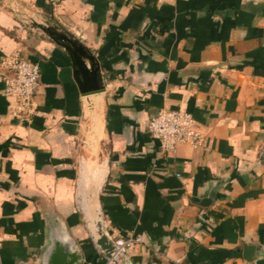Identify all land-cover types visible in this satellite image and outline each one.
<instances>
[{
	"label": "crops",
	"instance_id": "crops-1",
	"mask_svg": "<svg viewBox=\"0 0 264 264\" xmlns=\"http://www.w3.org/2000/svg\"><path fill=\"white\" fill-rule=\"evenodd\" d=\"M39 12L97 58L104 92L83 97L66 51L21 23ZM14 52L40 79L21 120L0 76V264H41L57 225L106 264L75 200L88 161L107 231L140 239L121 264H264V0H0ZM163 107L204 147L162 153L146 126Z\"/></svg>",
	"mask_w": 264,
	"mask_h": 264
},
{
	"label": "water",
	"instance_id": "water-1",
	"mask_svg": "<svg viewBox=\"0 0 264 264\" xmlns=\"http://www.w3.org/2000/svg\"><path fill=\"white\" fill-rule=\"evenodd\" d=\"M31 26L44 32L57 45L61 46L69 55L72 63L73 78L83 97H95L105 91L100 64L97 58L82 43L73 39L64 31L53 25L31 21ZM87 164L82 165L76 189L77 210L83 215L86 229L92 246L105 259H111L118 247L106 229L103 211L99 200V189L103 182L94 179L89 173ZM202 205H207L209 199L194 198ZM82 251L77 247L75 240L60 225L49 233V245L41 256V264H81Z\"/></svg>",
	"mask_w": 264,
	"mask_h": 264
},
{
	"label": "built area",
	"instance_id": "built-area-1",
	"mask_svg": "<svg viewBox=\"0 0 264 264\" xmlns=\"http://www.w3.org/2000/svg\"><path fill=\"white\" fill-rule=\"evenodd\" d=\"M18 13V10L13 9ZM27 17L21 16V23L26 24ZM0 76L4 83V93L15 99V111L21 120L29 118L36 112L34 100L39 85L40 67L38 62L22 57L14 52L0 58ZM151 137L159 141L160 151L169 153L177 146L186 144L194 149L204 147L206 137L198 128L191 113L182 109L160 108L150 114L146 126ZM117 252L106 264H121L126 251L138 237L115 239Z\"/></svg>",
	"mask_w": 264,
	"mask_h": 264
},
{
	"label": "rangeland",
	"instance_id": "rangeland-1",
	"mask_svg": "<svg viewBox=\"0 0 264 264\" xmlns=\"http://www.w3.org/2000/svg\"><path fill=\"white\" fill-rule=\"evenodd\" d=\"M31 21H36V22H39V23H44V24L53 25V26L57 27V25L54 23V21H52V19H51V17L49 15L42 14L41 12H39V14L38 13H36V14H34V13L29 14L27 16L26 25H31ZM57 28L59 30H61V31L64 30L62 27L61 28L57 27ZM36 31H39L41 33V35L42 34L43 35H46L44 32H42L39 29H36ZM64 32L67 33V31H64ZM67 34L70 35L69 32ZM70 36H72V35H70ZM96 159H97V157H96Z\"/></svg>",
	"mask_w": 264,
	"mask_h": 264
}]
</instances>
